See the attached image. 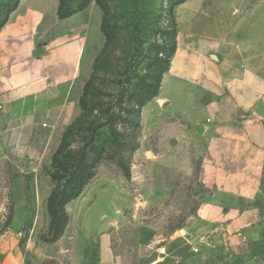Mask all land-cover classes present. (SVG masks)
Returning <instances> with one entry per match:
<instances>
[{
	"label": "crops",
	"instance_id": "crops-1",
	"mask_svg": "<svg viewBox=\"0 0 264 264\" xmlns=\"http://www.w3.org/2000/svg\"><path fill=\"white\" fill-rule=\"evenodd\" d=\"M58 7L19 0L0 28V264L24 257L19 227L31 217L32 185L79 115L93 69L95 57L85 59L90 24L77 22L81 12L60 19ZM183 26L142 119L145 126L149 104L168 110L162 133L172 163H193V149L201 151L205 201L144 262L264 264V52L225 40L197 46ZM153 112L150 121L159 122ZM7 201L15 205L9 224ZM103 252L113 264L112 249Z\"/></svg>",
	"mask_w": 264,
	"mask_h": 264
},
{
	"label": "rangeland",
	"instance_id": "rangeland-1",
	"mask_svg": "<svg viewBox=\"0 0 264 264\" xmlns=\"http://www.w3.org/2000/svg\"><path fill=\"white\" fill-rule=\"evenodd\" d=\"M16 1L0 0V23ZM30 1L44 8L51 4ZM181 1L61 0L66 11L81 9L78 23L90 24L85 59H100L86 84L89 96L80 120L64 141L66 127L33 181L31 217L19 227L24 255L19 264H104V248L112 249L113 264H146L149 253L181 230L205 201L206 189L199 180L201 151L193 149V163H172L162 133L168 110L149 104L144 126L143 109L162 85L183 25L197 46L225 40L232 49L251 46L263 54L264 0ZM104 14L109 36L101 30ZM152 110L159 122L150 121ZM89 173L93 177L85 180L82 194L66 203L64 234L47 241L48 198L55 185L63 189ZM56 174L63 175L60 182ZM7 203L5 223L15 214L14 202ZM23 215L20 211L15 226Z\"/></svg>",
	"mask_w": 264,
	"mask_h": 264
},
{
	"label": "trees",
	"instance_id": "trees-1",
	"mask_svg": "<svg viewBox=\"0 0 264 264\" xmlns=\"http://www.w3.org/2000/svg\"><path fill=\"white\" fill-rule=\"evenodd\" d=\"M18 2H19V0L16 1V4L13 6L12 10H10V12H8V15L0 23V28L7 22L9 15L16 9ZM184 2L185 1L183 0L179 4L184 3ZM80 10L81 9L78 8L75 10L70 9V10L66 11L62 8V2H61V0H59L58 17L60 19L69 18V17L73 16L74 14L80 12ZM101 30L105 36H109L110 27L107 23V19H106L105 14H104L102 21H101ZM176 48H177V42L172 49V55L170 57V61H171V58L173 57V55L176 51ZM99 59H100V56H97L95 58L94 64H93V69L96 67ZM170 61L167 65V68L164 71V73L167 71L169 64H170ZM93 69H92V71H93ZM91 74H92V72H91ZM87 83H88V81L86 82V84ZM86 84L84 86L83 93H82L81 98H80L81 110L84 107V104H85V101L87 100V97L89 96V92L87 90ZM161 86H160V89H158L153 95L148 97L147 103L159 95L160 90H161ZM78 117H79V115L69 125L66 133L64 134V141L67 138V134L69 132H71V130L74 128L77 121L80 120ZM83 152H84V154L80 160L84 161L86 149L83 150ZM53 177L56 179L57 182H60V180L63 178V175L62 174H56ZM92 177H93L92 173H89L88 175H83L81 177L74 178L70 181L69 186H65L63 189H61L62 188V186H60L61 184L58 183L55 185L54 189L51 192V195L48 198V210H49V213L51 215V223H50V237H48L46 239L47 241L55 242L62 237V235L64 234V231L67 227V224H68V218L66 215V207H65L66 203L69 202L70 200H73V199L77 198L78 196H80L83 192V189H84L85 180L90 179ZM66 194H68V197L65 198ZM9 222L10 221H6V224H9Z\"/></svg>",
	"mask_w": 264,
	"mask_h": 264
},
{
	"label": "water",
	"instance_id": "water-1",
	"mask_svg": "<svg viewBox=\"0 0 264 264\" xmlns=\"http://www.w3.org/2000/svg\"><path fill=\"white\" fill-rule=\"evenodd\" d=\"M225 50H228V48H227V47H225Z\"/></svg>",
	"mask_w": 264,
	"mask_h": 264
}]
</instances>
